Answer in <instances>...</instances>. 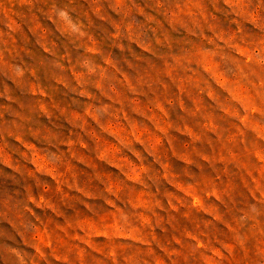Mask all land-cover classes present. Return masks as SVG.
<instances>
[{
    "label": "rangeland",
    "instance_id": "rangeland-1",
    "mask_svg": "<svg viewBox=\"0 0 264 264\" xmlns=\"http://www.w3.org/2000/svg\"><path fill=\"white\" fill-rule=\"evenodd\" d=\"M0 264H264V0H0Z\"/></svg>",
    "mask_w": 264,
    "mask_h": 264
}]
</instances>
